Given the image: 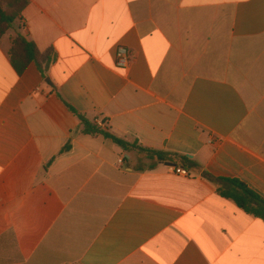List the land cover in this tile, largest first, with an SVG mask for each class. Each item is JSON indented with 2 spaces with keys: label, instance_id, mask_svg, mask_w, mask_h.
<instances>
[{
  "label": "crops",
  "instance_id": "crops-1",
  "mask_svg": "<svg viewBox=\"0 0 264 264\" xmlns=\"http://www.w3.org/2000/svg\"><path fill=\"white\" fill-rule=\"evenodd\" d=\"M27 1L0 39V264H264V219L219 194L264 200V0Z\"/></svg>",
  "mask_w": 264,
  "mask_h": 264
},
{
  "label": "trees",
  "instance_id": "trees-1",
  "mask_svg": "<svg viewBox=\"0 0 264 264\" xmlns=\"http://www.w3.org/2000/svg\"><path fill=\"white\" fill-rule=\"evenodd\" d=\"M27 4V0H0V39L12 28L15 22L21 21L22 12ZM8 56L17 74H21L27 66L32 63L35 64L44 75L54 59L50 50L45 53H40L35 44L27 40V38L21 34H16L11 40ZM79 120L83 126V133L88 135H101L106 139H110L114 144L127 152L137 149L135 145L117 139L113 135L96 128L84 117L79 116ZM138 150L143 151V149L140 148H138ZM146 152L150 160H164L163 155L160 153L153 151ZM226 182L234 186L238 192L236 194H231L227 191L219 190V194L223 198L233 201L235 205L245 213L264 219V200L238 181L231 180Z\"/></svg>",
  "mask_w": 264,
  "mask_h": 264
},
{
  "label": "built area",
  "instance_id": "built-area-1",
  "mask_svg": "<svg viewBox=\"0 0 264 264\" xmlns=\"http://www.w3.org/2000/svg\"><path fill=\"white\" fill-rule=\"evenodd\" d=\"M132 62V56L129 50L126 47L119 46L116 51V60H115V65L117 68H126L128 67ZM122 162V159L119 160V163ZM172 172L175 175H179L181 177H189V172L180 167H171Z\"/></svg>",
  "mask_w": 264,
  "mask_h": 264
},
{
  "label": "water",
  "instance_id": "water-1",
  "mask_svg": "<svg viewBox=\"0 0 264 264\" xmlns=\"http://www.w3.org/2000/svg\"><path fill=\"white\" fill-rule=\"evenodd\" d=\"M166 165H167V166H170V165H173V164H171V163H166Z\"/></svg>",
  "mask_w": 264,
  "mask_h": 264
}]
</instances>
